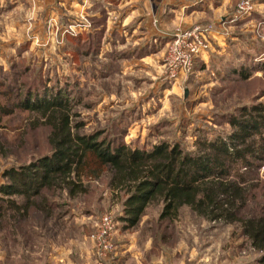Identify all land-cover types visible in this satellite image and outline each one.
<instances>
[{
    "label": "rangeland",
    "instance_id": "374dc122",
    "mask_svg": "<svg viewBox=\"0 0 264 264\" xmlns=\"http://www.w3.org/2000/svg\"><path fill=\"white\" fill-rule=\"evenodd\" d=\"M240 1L208 0L211 10L197 14L195 22L209 25V45L178 82L165 76L166 40L148 34L154 18L140 12L118 24L123 0H108L110 13L99 8L104 12L95 18L88 0H11L0 8V186L12 183L7 172L50 155L51 129L26 104L55 98L70 104L73 131L111 151H147L165 142L194 153L219 139L231 150L245 141L264 145V0H248L249 12L239 11ZM257 153L246 155L250 165L242 158L226 162L228 178L253 186L242 217L264 213V150ZM111 175L104 166L74 196L42 188L28 205L22 195L0 192V264L90 260L88 235L99 217L110 213L121 221L123 193L109 186ZM161 205L160 198L150 201L140 216L141 230L151 225L160 244L158 264H258L238 222L208 221L187 206L176 218L160 219Z\"/></svg>",
    "mask_w": 264,
    "mask_h": 264
},
{
    "label": "trees",
    "instance_id": "16d2710c",
    "mask_svg": "<svg viewBox=\"0 0 264 264\" xmlns=\"http://www.w3.org/2000/svg\"><path fill=\"white\" fill-rule=\"evenodd\" d=\"M26 105V109L37 111L50 127L51 152L20 171L7 172L12 183L1 185V193L22 195L27 205L29 198L40 195L42 188L56 187L74 196L87 191L84 179L98 177L108 166L112 173L109 186L123 193L119 219L126 226H135L147 204L160 198V219L176 218L180 208L187 206L208 221L238 222L243 236L258 254L256 262L264 264V213L239 216L253 186L242 178L239 181L228 178L226 165L238 158L250 165L246 155L256 156L264 145L245 141L242 147L231 150L219 139L200 143L194 153L185 152L179 144L165 142L147 151L121 147L111 151L109 146L95 142L96 137L73 131V114L67 101L55 98L42 106ZM260 108L264 110L263 105ZM261 122L264 123V117ZM253 128H258V124ZM90 158L96 160L95 167L90 166ZM7 202L21 214L27 212L24 204L13 199Z\"/></svg>",
    "mask_w": 264,
    "mask_h": 264
},
{
    "label": "crops",
    "instance_id": "0c3cea01",
    "mask_svg": "<svg viewBox=\"0 0 264 264\" xmlns=\"http://www.w3.org/2000/svg\"><path fill=\"white\" fill-rule=\"evenodd\" d=\"M10 1L11 0H0V8H7L9 5L8 2ZM43 1L45 2V0ZM70 1L71 3L76 1L74 4L80 5V0ZM107 1L108 0H88V6L91 11L89 16L95 18L97 13L101 14L104 11L106 15L107 13L109 14V8L106 9V4H108ZM135 1L137 2L132 3ZM128 5L130 6V8L128 7L130 10L129 14L127 13ZM212 6L213 5L210 6L208 0H123L121 7L125 8L124 14L122 18H118V24H120V26H125L127 17L130 14H140L141 12L145 20L150 21L154 18V26L152 27L151 25L150 29L148 28V34H154V37H161V40L165 39L167 41L176 27H189L193 24H198L195 22L197 14L202 16V14L210 11ZM99 8H102L104 11L98 10ZM106 19L111 21V17L107 16ZM144 19L141 21H144ZM171 24L176 26H172ZM146 36L149 37L148 35ZM150 36L152 37L153 35ZM140 219L141 217L133 227L126 226L125 221H118V227L115 233L116 250L111 256L103 258L109 260L100 261L102 264H158V261L161 259H159V257L157 258V256L154 258V249L160 246V244L154 241V232L150 230L151 225L148 224L145 231L141 230L144 228L141 227L142 220L140 221ZM81 253L83 254V252ZM88 253L90 260L85 261L84 264H97L98 260L95 259L92 251H88ZM74 264H80V262ZM171 264L173 263L171 262Z\"/></svg>",
    "mask_w": 264,
    "mask_h": 264
},
{
    "label": "built area",
    "instance_id": "2783aa9c",
    "mask_svg": "<svg viewBox=\"0 0 264 264\" xmlns=\"http://www.w3.org/2000/svg\"><path fill=\"white\" fill-rule=\"evenodd\" d=\"M248 0L238 3L240 12H249ZM209 25L193 24L189 27H176L166 41L164 72L167 79L178 82L183 76L192 73L196 60L207 50ZM118 221L110 213L102 214L88 235L95 257L103 259L116 250L115 233Z\"/></svg>",
    "mask_w": 264,
    "mask_h": 264
},
{
    "label": "water",
    "instance_id": "95a60500",
    "mask_svg": "<svg viewBox=\"0 0 264 264\" xmlns=\"http://www.w3.org/2000/svg\"><path fill=\"white\" fill-rule=\"evenodd\" d=\"M186 94V93H185Z\"/></svg>",
    "mask_w": 264,
    "mask_h": 264
}]
</instances>
